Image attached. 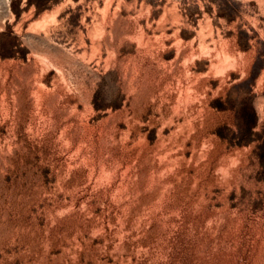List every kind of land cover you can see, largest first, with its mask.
Returning a JSON list of instances; mask_svg holds the SVG:
<instances>
[{
  "label": "rangeland",
  "instance_id": "rangeland-1",
  "mask_svg": "<svg viewBox=\"0 0 264 264\" xmlns=\"http://www.w3.org/2000/svg\"><path fill=\"white\" fill-rule=\"evenodd\" d=\"M0 264H264V0H0Z\"/></svg>",
  "mask_w": 264,
  "mask_h": 264
},
{
  "label": "trees",
  "instance_id": "trees-1",
  "mask_svg": "<svg viewBox=\"0 0 264 264\" xmlns=\"http://www.w3.org/2000/svg\"><path fill=\"white\" fill-rule=\"evenodd\" d=\"M254 124H255V119L252 121V123L248 126L249 128V130H251L252 129V127L254 126Z\"/></svg>",
  "mask_w": 264,
  "mask_h": 264
}]
</instances>
